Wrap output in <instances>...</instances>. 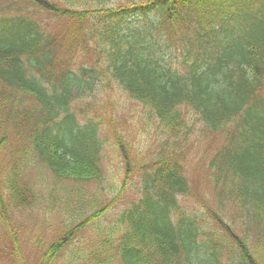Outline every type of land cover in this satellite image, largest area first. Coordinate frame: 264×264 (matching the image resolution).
Wrapping results in <instances>:
<instances>
[{
    "label": "trees",
    "instance_id": "obj_1",
    "mask_svg": "<svg viewBox=\"0 0 264 264\" xmlns=\"http://www.w3.org/2000/svg\"><path fill=\"white\" fill-rule=\"evenodd\" d=\"M107 92L155 127L147 157L124 156L137 146L100 114ZM197 124L221 138L207 153L215 201L204 212L183 206ZM105 147L124 163L114 201L92 188L112 179ZM4 158L2 227L41 200L34 170L71 185L49 192L46 211L65 216L54 241L38 240L35 264H264V0H0ZM133 176L141 196L102 219Z\"/></svg>",
    "mask_w": 264,
    "mask_h": 264
},
{
    "label": "rangeland",
    "instance_id": "obj_2",
    "mask_svg": "<svg viewBox=\"0 0 264 264\" xmlns=\"http://www.w3.org/2000/svg\"><path fill=\"white\" fill-rule=\"evenodd\" d=\"M37 12L38 16L43 14L39 11ZM51 17L43 14L39 18L51 20L49 21L50 28H57V21ZM78 106L82 108L83 104H79ZM97 108L100 114L113 124L114 130L119 134L124 133V136L127 137L130 143L137 146L133 152L130 151L128 154L124 151V156L129 162H131L130 157L133 160L139 153L140 156L147 157L149 154L147 151L154 150V143L157 139L155 127H151L148 117L138 104L130 101L123 94L107 92L98 95ZM188 119H193V116L189 114ZM108 132L107 138L111 133L110 131ZM106 133V130H104L103 135L106 136ZM220 140V137L209 133L207 129H202L200 124L196 125L195 131L189 136V143L187 142L189 158L186 170L194 194L191 193L183 199V206L190 212L197 210L204 212L203 208L211 207L215 201V190L210 182V174L207 170V153H213L215 148L220 144ZM104 149L103 155L105 158L102 160V165L109 178L112 179H108L107 182H103L100 186L94 184L92 188L94 191L99 187L105 189L106 193H108L107 197L114 201L116 198L115 189H110V187L123 184L121 178L124 163L122 155L116 148L105 147ZM202 159L204 160L203 163L201 162ZM6 161L7 158H4L0 162ZM34 173L40 179L36 190L44 194L41 200L40 198H35L37 206L34 209L19 210L12 213V220L10 221L12 223L9 227L5 228L0 225V264H35L40 256V245H37L38 240L50 243L52 240H55L56 231V235L60 232L61 227H59V224L65 215L58 209V211L47 212L46 208L48 207L49 199H51L50 193L55 192L57 196H62L64 189L71 185L56 182L53 175L45 167L34 170ZM139 188L138 178L136 176L131 177V180L128 181V186L124 188V194L121 199L115 201L114 206L111 207L110 211L105 213L102 219L105 218L104 220L112 222L120 211L141 196ZM231 208L232 210L230 208L229 210L232 212L235 211L236 207L231 206ZM226 215L228 219L232 220L228 214ZM204 220V217H200L199 224ZM91 236V230L83 232V240L79 244V247L83 248L85 240H90ZM13 239L16 240L14 241ZM70 258L71 255H64L63 260L55 264H64V261L71 260Z\"/></svg>",
    "mask_w": 264,
    "mask_h": 264
}]
</instances>
